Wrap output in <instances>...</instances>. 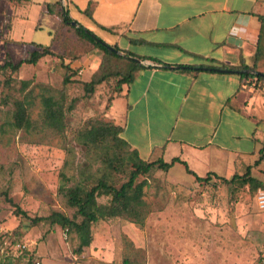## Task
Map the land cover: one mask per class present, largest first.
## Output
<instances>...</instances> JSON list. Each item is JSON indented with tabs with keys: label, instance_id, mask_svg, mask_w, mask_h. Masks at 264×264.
Returning a JSON list of instances; mask_svg holds the SVG:
<instances>
[{
	"label": "rangeland",
	"instance_id": "374dc122",
	"mask_svg": "<svg viewBox=\"0 0 264 264\" xmlns=\"http://www.w3.org/2000/svg\"><path fill=\"white\" fill-rule=\"evenodd\" d=\"M10 30L1 26L0 40L20 35ZM21 49L0 64L27 57L28 48ZM64 55L0 70V264H250L264 248L259 188L230 181L228 169L197 181L180 162L166 169L153 165L135 179L143 182L141 205L92 223L91 241L81 252L74 229L50 222L53 212L81 220L66 189L78 183L89 189L98 180L119 187L132 170L131 149L120 133L87 136L91 126L113 124L107 111L125 62L104 58L90 79L108 77L91 91L84 86L90 79L68 68ZM18 103L25 110L22 122L15 118ZM119 106L117 98L111 108ZM259 176L264 179V167ZM110 198L98 194L96 202ZM16 207L28 217L16 214Z\"/></svg>",
	"mask_w": 264,
	"mask_h": 264
},
{
	"label": "crops",
	"instance_id": "0c3cea01",
	"mask_svg": "<svg viewBox=\"0 0 264 264\" xmlns=\"http://www.w3.org/2000/svg\"><path fill=\"white\" fill-rule=\"evenodd\" d=\"M56 1L0 0V27L20 31L0 40V58L48 47L67 54V67L89 80L104 52L62 21L66 8L73 21L140 64L113 93L107 115L142 160L178 158L200 177L250 166L264 183V82L179 68L244 63L264 72V0H59L49 11ZM117 98L121 106L112 109Z\"/></svg>",
	"mask_w": 264,
	"mask_h": 264
},
{
	"label": "trees",
	"instance_id": "16d2710c",
	"mask_svg": "<svg viewBox=\"0 0 264 264\" xmlns=\"http://www.w3.org/2000/svg\"><path fill=\"white\" fill-rule=\"evenodd\" d=\"M53 6H59L60 1H56L54 4H48V10L52 11ZM90 6H88L83 12L89 13ZM61 15L62 21L67 24L73 19L69 16L68 10L66 8H60L59 11ZM76 30L77 34L84 39L90 41L94 46L99 47L103 52L104 56L101 60L100 65L102 64V68L105 63L103 59L106 57H115L123 60L124 68L126 67L127 72L118 73L116 77L117 88L122 82L129 81L132 77V71L137 69L140 64H138L134 59H129L127 56H120L114 50L109 48V45L105 44L99 37H97L92 31L88 30L81 24L76 21V26H73ZM115 48V47H114ZM260 53V48L257 47L255 57L258 58ZM52 54L48 47L40 46L39 49H35L29 52V55L16 63L9 62V60L4 61L0 64V70L5 69L6 67H10L11 70H16L22 63L27 64H35L37 60L45 55ZM110 61V60H109ZM68 65V64H67ZM109 65V63H108ZM181 69L187 70H201L207 69L209 71H215V68L220 69H229L230 72L238 73L241 77H251L254 78V82H264V72H260L256 69V64L253 66H248L244 63H241L238 66H225V65H213V64H201L199 66H179ZM243 70H249L247 72H242ZM107 74L101 75L99 78H94V76L87 82H85V88H88L92 91V86L94 84L100 83L105 78H107ZM114 91V92H115ZM50 113L55 116L57 114V110H51ZM21 120L22 122L25 119V110L23 108V104H17V111L15 113V118ZM108 131L113 132L114 135L120 133L121 128L114 124L111 125H98L91 126L87 130V136H94L95 134H105ZM120 139L128 145L121 137ZM130 156H128L131 161L132 170L130 172L129 178L126 182L122 183L119 187H114L109 185L103 180H98L93 186L89 189H86L85 185L78 183L74 186L66 189V196L70 206L76 208L77 214L81 216V220L79 222L74 221L73 219L68 218L66 215H63L58 212H53L48 216L51 223L59 224L62 227H67L74 229L79 237V245L77 246V252H81L82 247L88 246L91 241L90 234V225L96 222L98 219L118 216L122 214H129L134 212V206L141 205V196H142V187L143 182H135L136 177L139 174H144L149 171V169L153 165H157L158 168L166 169L170 167V165L174 162H180L185 165L186 172L194 175L197 181H202L210 177V174H207L205 177L197 176L194 172L187 168V165L184 161L179 160L178 158H173L171 162H163V160L158 159L154 161H145L142 160L135 150L130 151ZM261 159V156L260 158ZM258 162V160H257ZM256 163V162H255ZM239 180L241 183L252 184L254 188L264 189V183L259 181L257 178L251 175L250 166L246 167V170L242 173H234L231 177L230 181ZM98 194H106L110 195V201L108 204H98L96 202V196ZM16 214H21L25 217H28L26 212L21 210L19 207L15 208ZM34 221V220H32Z\"/></svg>",
	"mask_w": 264,
	"mask_h": 264
},
{
	"label": "built area",
	"instance_id": "2783aa9c",
	"mask_svg": "<svg viewBox=\"0 0 264 264\" xmlns=\"http://www.w3.org/2000/svg\"><path fill=\"white\" fill-rule=\"evenodd\" d=\"M255 201L257 207L260 210H264V189H258ZM250 264H264V248L259 251L256 258Z\"/></svg>",
	"mask_w": 264,
	"mask_h": 264
},
{
	"label": "water",
	"instance_id": "95a60500",
	"mask_svg": "<svg viewBox=\"0 0 264 264\" xmlns=\"http://www.w3.org/2000/svg\"><path fill=\"white\" fill-rule=\"evenodd\" d=\"M70 23L72 25H76V22L75 21H70ZM110 49L114 50L115 52H118L117 50H115L113 47L109 46ZM216 71H219V72H230L229 69H220V68H215ZM242 72H247V70H243Z\"/></svg>",
	"mask_w": 264,
	"mask_h": 264
}]
</instances>
